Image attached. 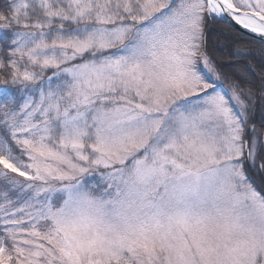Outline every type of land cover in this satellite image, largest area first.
<instances>
[{
    "label": "snow or ice",
    "instance_id": "6c2138e0",
    "mask_svg": "<svg viewBox=\"0 0 264 264\" xmlns=\"http://www.w3.org/2000/svg\"><path fill=\"white\" fill-rule=\"evenodd\" d=\"M0 264H264V0H0Z\"/></svg>",
    "mask_w": 264,
    "mask_h": 264
},
{
    "label": "trees",
    "instance_id": "16d2710c",
    "mask_svg": "<svg viewBox=\"0 0 264 264\" xmlns=\"http://www.w3.org/2000/svg\"><path fill=\"white\" fill-rule=\"evenodd\" d=\"M226 39H230V38H226V37H224V36H221V38H220V42H221V43H224ZM226 53H227V49H219V48L217 49V54H218V55H222V56H224L225 58H227ZM259 62H260L259 59H257L256 63H259Z\"/></svg>",
    "mask_w": 264,
    "mask_h": 264
}]
</instances>
